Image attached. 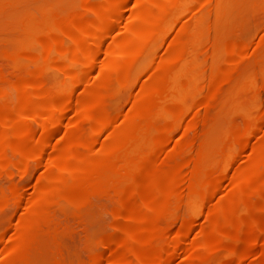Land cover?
Returning a JSON list of instances; mask_svg holds the SVG:
<instances>
[{"label": "bare ground", "instance_id": "obj_1", "mask_svg": "<svg viewBox=\"0 0 264 264\" xmlns=\"http://www.w3.org/2000/svg\"><path fill=\"white\" fill-rule=\"evenodd\" d=\"M78 1L82 12L73 11L74 8L70 14L63 16L56 10L54 13L59 11L62 17H58L54 24L47 8H41L43 5L37 6L34 12L19 14L20 18L14 23L11 22L12 24H6L2 19L5 25L0 26L1 28H19L22 39L35 30L37 39L33 48L22 46L23 42L20 41L21 46H17L14 51L12 49L0 55V180L9 181L5 184L6 187H0V209L19 206L24 209V214L28 213L12 225L11 233L15 231V234L4 239L9 243L3 253L12 255L14 264H38L36 256L40 249L37 245L46 241L58 251L56 264H99L103 262L105 251L114 252L120 246L126 247L125 251L132 252V256L128 258L117 254L106 262L112 260L109 264H169L177 253L185 249V253L188 254L189 251L188 256L184 255L185 258L188 257L187 264H223V258L228 257L239 264L246 257L248 260L249 256H256L259 246H264V132L260 133L263 138L251 144L249 139L252 142L251 135L255 136L258 130L255 125L257 123L251 117L246 115L242 124L233 125L229 135L222 129L223 118L217 128L214 131L210 129L213 132L205 136L206 139L212 135L215 138L214 142L209 140L211 144L208 145V140H203L204 128L198 133L196 130L199 124L205 122L204 116L200 118L199 115L192 114L190 119L185 117L188 120L184 119L186 122L183 124V117L192 105L193 94H200L204 90L203 96L208 103L219 93L222 81L227 80L229 83L246 75L249 78L253 73L264 70L263 63H258L260 59L256 61V65L253 64V68L249 67L251 70L238 69V66L217 69L215 64H211L207 67L210 70L208 76H204L205 80L196 88L205 70L196 63L193 55L195 53L188 48L192 46L197 49L211 30H217L218 33V25H221L219 20L230 8L233 0ZM131 3H139L142 9L137 14L135 10L134 15L133 11L126 12ZM6 15V20L12 16ZM185 16L191 22H182ZM120 22L123 27L126 24L125 31L124 28L120 29L124 33L116 37L115 31ZM175 27L178 29L174 38L156 61L154 56L157 55L158 47ZM217 40L209 44L210 55H215L219 49ZM225 46L230 56L226 62H232L230 65H236L233 63L241 57L246 58L242 55L246 48L244 43L229 39ZM148 67L151 71H159V76L138 83L136 97L131 99L130 111L127 114L125 111L126 115H122L121 125L115 126L121 119L116 123L114 121L113 125L114 117L107 99L108 92H116L118 87L134 85ZM18 68L24 69L26 74L16 73ZM48 72L55 75V82L51 85L44 82L46 78L42 79ZM90 78L96 89L98 86L101 90L106 89L107 93L96 92L94 86H89L94 88L92 93L83 91ZM234 81L231 82L236 83ZM77 92L79 95L74 98ZM111 97L114 98V95ZM237 103L235 99L232 109H238ZM202 105L207 106L205 103ZM214 119L209 121L217 120ZM32 121L36 123V127H32ZM181 128L183 131L184 128H189L187 132L193 130L189 134L185 133L189 138L183 134L184 142L172 139V134ZM104 131H109L106 138L110 137L98 146V152L102 156L93 157L89 153L93 149L91 139ZM260 134L257 132V138ZM58 135L67 140V145L62 148L58 145L60 148L50 149L45 155V150H48ZM179 137L176 138L181 139ZM170 139L177 143L170 144V153H165ZM192 150L194 153L187 156ZM243 151L248 155L245 154L247 161L241 159V164L242 161H246V164L243 162L245 165L231 169L234 171L232 176L231 172L229 177L227 174L225 176L229 164ZM169 155L183 157L181 162L172 167L168 164L170 167L164 169L162 164ZM43 158L47 164L44 163L46 166L43 167L47 169L44 172L43 167L39 170L34 193L33 187L29 188L34 197L29 195V190L22 187L26 192L24 195L22 188L14 180L28 178L31 173L30 163L33 162L35 166ZM181 169H187L189 175L184 174L187 176L186 180L181 179L185 183L178 186V172L181 173ZM159 176L166 178L167 182L162 181L163 179L157 180ZM226 177L232 181L231 188L228 187L231 192L227 190L230 194L220 201L217 198H221L219 195L224 192L220 191L219 197L216 196L213 200L216 192L223 187L221 182ZM147 193L151 194L148 200L144 198ZM99 194L114 196L108 207L113 219L111 228H108L111 232L104 233L97 240L100 249H92L85 259L70 261L62 247L68 243L61 242V232H66L70 227L69 219L65 217L67 208L88 204L92 197ZM203 206H206L205 216L216 213L217 217L211 223L206 220L210 223L205 222L206 229L197 231L194 224L197 212ZM59 215L63 217H58ZM75 217L77 219V215ZM177 224L179 228L174 229L176 231L173 230V233L172 227ZM2 227L0 223V229ZM193 228L195 234L199 232L200 240L197 243L189 240ZM161 230H171L173 234L169 231L170 236L164 235L166 233L158 236L157 233ZM191 236L195 237L193 234ZM87 237L86 234L85 239ZM74 238L76 239L75 236ZM3 246L0 247L1 251Z\"/></svg>", "mask_w": 264, "mask_h": 264}, {"label": "rangeland", "instance_id": "obj_2", "mask_svg": "<svg viewBox=\"0 0 264 264\" xmlns=\"http://www.w3.org/2000/svg\"><path fill=\"white\" fill-rule=\"evenodd\" d=\"M3 1V3L6 5H3V3H1L0 4V26H4L5 25V22H6V24H8V22H9V24H12V23H14L15 21H16V19L17 18H20L19 17V14H24V13H27V12H29V11H33L34 12V10L37 8V6H41V5H43V7H41V8H44V7H46L47 8V10L50 12V14H51V19H52V22H53V24L56 22V20L58 19V17L60 18V17H62V15L64 16H66V15H68V14H70V12H72V10L73 11H81L82 12V8H81V5H80V2L78 1V0H71V2L69 1V0H34V1H32V0H8V1H4V0H0V2H2ZM9 1H10V3L12 2L13 3V5H12V3L10 4L9 3ZM22 1V2H21ZM24 1H28V2H24ZM46 1H48V2H46ZM66 1V2H65ZM69 1V2H68ZM237 1V2H236ZM238 1L239 0H233L232 1V4H230L229 5V9L227 10V12L225 13V14H223L222 16H221V21L219 20V22H220V24L221 25H218L219 26V29H218V33H217V30H211L210 32H209V34H208V36L200 43V45L198 46V48L197 49H194V48H192V46H189V48H191V49H189L188 48V50H190V51H192V53H195V54H193L195 57H196V63H198V65H200L201 66V68L203 69V70H205L204 71V73H203V75L201 76L202 78H200V80L198 81V83H197V85H196V88H199L200 87V85L202 84V82L205 80V77L204 76H206L207 74H209V67H210V65L211 64H215V66H216V68L217 69H221L222 67H223V69H232V68H236L237 66H238V69H247V70H251V69H249V67L250 68H253L257 63H256V61L258 60L259 61V59H260V62H258V63H263V65H264V0H240L239 1V3H238ZM21 2V3H20ZM34 2V3H33ZM45 2H46V4H48V5H46L45 4ZM60 2V4H58ZM61 2L63 3V4H61ZM27 3V4H26ZM36 3V4H35ZM10 4V5H9ZM31 4V5H30ZM52 4V5H51ZM58 4V5H57ZM139 3H137V4H135V5H133L132 3L130 4L131 6H129V7H127V9H126V12H129L130 13V11L133 13V15H134V11L136 12V14L142 9L141 7L142 6H140L139 7V5H138ZM234 4V5H233ZM237 4H238V6H237ZM7 5H8V7H7ZM17 5V6H16ZM20 5V6H19ZM34 5V6H33ZM141 5H143V4H141ZM21 6H23V8L21 7ZM30 6V7H29ZM54 6V7H53ZM78 6V7H77ZM134 6H135V8H134ZM3 7V8H2ZM10 7V8H9ZM35 7V8H34ZM50 7H52L51 9H50ZM61 8V9H59V8ZM133 7V8H132ZM236 7H237V9H236ZM2 8V9H1ZM6 8V9H5ZM8 8V9H7ZM12 8V9H11ZM29 8H30V10H29ZM33 8V9H32ZM57 8V9H56ZM63 8V9H62ZM71 10H70V9ZM79 8V9H78ZM22 9V10H21ZM24 9V10H23ZM50 9V10H49ZM69 9V10H68ZM78 9V10H77ZM82 9V10H81ZM4 10H6V13H7V15H6V13H5V11ZM56 10H59L61 13H62V15H61V13H59V11H57L58 13H54V12H56ZM62 10V11H61ZM2 11V12H1ZM8 11V12H7ZM14 11V12H13ZM16 11H18V12H16ZM53 11V12H52ZM66 11V12H65ZM21 12V13H20ZM54 13V14H53ZM64 13V14H63ZM132 13H131V15H132ZM57 14V15H56ZM4 15H6V16H10V15H12L11 17H9V19L8 20H6L5 18V16ZM18 15V16H17ZM20 15V16H21ZM61 15V16H60ZM126 15H127V13H126ZM129 15V14H128ZM14 16V17H13ZM17 16V17H16ZM54 16H55V18H54ZM130 17L131 16H129V19H130ZM186 17V16H185ZM184 17V18H185ZM55 20H54V19ZM183 18V20H185V21H183L182 20V22H187V21H189V22H191L190 21V19L188 18V16L184 19ZM2 19H4L5 20V22L2 20ZM129 19H127V20H129ZM133 19V18H132ZM10 20V21H9ZM14 20V21H13ZM131 20V19H130ZM126 21V20H125ZM224 21V22H223ZM12 22V23H11ZM127 22H129V21H127ZM133 22V21H132ZM131 22V23H132ZM123 23H125L124 22V20H123ZM123 23H121L120 22V25L117 27V29H116V33H115V35H116V37H120L119 35L121 34V36H122V34L124 33V31H125V26H126V24L124 25V27L122 26L123 25ZM188 23V22H187ZM4 24V25H3ZM129 25H131L130 24V22L128 23ZM127 24V25H128ZM119 28V29H118ZM122 28H124V31L123 30H120V29H122ZM176 29H178V28H174L172 31H171V33L168 35V37H166V40L158 47V49H157V55H155L154 56V59L156 60V61H158L159 60V58L158 57H161L162 55H163V53H164V50H165V47L169 44V42L170 41H172V39L174 38V35H175V32L177 31ZM12 30H14V31H12ZM19 30V31H18ZM0 42H1V44H0V55L1 54H4V53H6V52H10V51H12V49H13V51L16 49V47L17 46H21V44H19L20 43V41H22L23 43H22V46H24V47H28V48H33V47H35L36 46V44H37V42H36V31L34 30V31H32L31 33H29L28 34V37L27 38H24V39H22L21 37H20V34H21V31H20V29L19 28H1L0 27ZM16 31V32H15ZM123 31V32H122ZM9 32V33H8ZM12 34H11V33ZM18 32V33H17ZM122 32V33H121ZM212 32H214V33H212ZM6 33V34H5ZM215 33L217 34V35H215ZM2 34H3V37H2ZM220 34V35H219ZM7 35V36H6ZM13 35V36H12ZM211 35V36H210ZM11 36H12V38H11ZM217 36H219L218 38H216ZM215 37V38H214ZM5 38V39H4ZM209 38H210V40H209ZM220 38V39H219ZM212 39V40H211ZM217 40V43H218V51H217V53L215 54V55H210V47H209V44H211V41H213V40ZM229 39H230V41H239V42H241V43H244L245 45H246V48H245V51H244V53L242 54V55H244V56H246V58L245 59H243L244 57H241L240 59H238V60H235V61H237V62H234L233 63V65L234 64H236V65H234V66H232V65H230V63H232V62H226V60L230 57L228 54V52H226V42H228L229 41ZM4 40V41H3ZM6 40V41H5ZM9 40V41H8ZM8 41V42H7ZM3 42H5V43H3ZM225 42V43H224ZM3 43V44H2ZM204 43V44H203ZM27 44V45H26ZM205 44H207V45H205ZM12 45V46H11ZM3 46L5 47V48H3ZM208 46V47H207ZM205 47H207V49L205 48ZM3 48V49H2ZM18 48V47H17ZM11 49V50H10ZM209 49V50H208ZM3 50V51H2ZM195 50V51H194ZM260 50V51H259ZM4 52V53H3ZM163 52V53H162ZM202 52V53H201ZM259 53H260V55H259ZM262 53V54H261ZM257 57H256V56ZM261 55L263 56V57H261ZM255 56V57H254ZM254 57V58H253ZM102 59H103V57H102ZM243 59V60H242ZM263 59V60H262ZM229 60V59H228ZM239 60H240V62H239ZM253 61H255V63L253 62ZM262 61V62H261ZM214 62V63H213ZM229 64V65H228ZM252 66H251V65ZM253 64H255L254 66H253ZM206 65V66H205ZM220 66V67H219ZM231 66V68H229ZM208 67V68H207ZM264 69V68H263ZM22 70V71H21ZM19 71V72H18ZM20 71H21V73H20ZM16 73H18V74H22L23 73V75L24 74H26V72L24 71V69H22V68H18L16 71H15ZM25 72V73H24ZM263 72V73H262ZM205 74V75H204ZM247 74H249L248 72H247ZM55 76V75H54ZM53 76V74L51 75V72H48V73H46V74H44L43 75V77H42V79L44 80L45 78V80H44V82L46 83V84H52V82L54 83L55 82V77ZM157 76H159V71H157V70H155V71H151L150 70V68L148 67V68H146V70L142 73V75L141 76H139L138 78V82L137 83H135L134 85H132V86H130V87H118L117 88V90H116V92H108L109 93V95L107 94V99H108V102H109V105H110V107H112L110 110H112L113 112H112V115H113V117H114V119H113V125H115L114 124V121H115V123H116V121L118 122L119 121V119H121V117H123L122 115H126L130 110V104H131V99L135 96L136 97V93H137V90H138V83L140 84L143 80H146V79H149V78H153V77H157ZM208 76V75H207ZM247 76L248 75H246L245 77H242L240 80H231V81H234V82H236V83H233V82H231V81H229V83H228V81L227 80H225V81H222V85L220 84V90H219V93H217V96L214 98V99H212V100H210V101H208V103H206L205 102V99H204V96H203V93H204V90L199 94H193V97H192V105H191V107H190V110L188 111V116H187V114H186V116H184L183 117V124L188 120V119H190L191 118V116L190 115H192V114H196V115H199L198 117H200V118H202L203 116V119H204V123H201V124H199L198 125V128L196 129L197 130V133L200 131V130H202V128H204V130H203V140L205 139V141H207V143L204 141V143H206V144H211V142H209V140L210 141H212L213 140V142L215 141V138H214V136L212 135V133H211V135L212 136H210V137H208V139H206L205 138V136L207 137V134H208V136L210 135V132H213L216 128H217V125L219 124V121H221L223 118V121H224V123H222V125L221 126H223L224 125V127H222V129H223V131L227 134L228 133V135L229 134H231V130L233 129L232 127H233V125L234 126H237V125H239V123L240 124H242V122L244 121V119L246 118V115L247 116H249V117H251L252 118V120L254 121V122H256L257 124H255V125H257L258 126V130L256 131V133H255V136H256V138H257V132H258V134H260L261 133V131H263L264 132V70H262V71H260V72H255V73H253L252 74V76L251 77H249V78H247ZM93 78V77H92ZM91 79V78H90ZM94 79V78H93ZM50 80V81H49ZM49 81V82H48ZM88 81H90V82H88L89 84L88 85H86L85 84V86L83 87V91H85V92H89V93H92L93 91H94V88H95V91L96 92H100V91H105V94L107 93V91H106V89H103V90H101V88H99L98 86H97V89H96V86H94L93 85V83H92V79L91 80H88ZM140 81V82H139ZM201 81V82H200ZM225 83V84H224ZM232 83V84H231ZM87 86V87H86ZM89 86H94V88H91V87H89ZM222 86V87H221ZM86 88V89H85ZM98 88H99V90H98ZM90 89V90H89ZM119 89V90H118ZM82 90V89H81ZM79 92H80V90H78ZM82 91V92H83ZM118 91V92H117ZM221 91V92H220ZM79 92H77V94H75L74 95V98H76L78 95H79ZM111 95H114V98L113 97H111ZM138 95V94H137ZM108 96H110L109 98H108ZM110 99H112V100H110ZM135 99V98H134ZM235 99H237V101H238V109L237 110H234V109H232L233 107H232V103L234 102V100ZM195 100V102H193ZM132 102H133V100H132ZM202 102V103H201ZM201 103V104H200ZM205 103V105H207V106H204V105H202V104H204ZM195 104V105H194ZM196 104H197V106H196ZM201 106H200V105ZM132 105V104H131ZM203 106V107H202ZM133 107V106H132ZM197 107V108H196ZM207 108L209 109V111L207 112ZM202 109V110H201ZM129 110V111H128ZM126 111V114L124 113ZM223 111V112H222ZM198 112V113H197ZM199 112H200V114H199ZM201 113H202V115H201ZM205 113H207V115L205 114ZM205 114V115H204ZM117 116V117H116ZM202 116V117H201ZM208 118H207V117ZM185 117H187L188 119H186ZM73 118H75V117H73ZM116 118V119H115ZM217 119V120H215V119ZM123 119V118H122ZM122 119L120 120V122H118V123H120V124H116L115 126H119V125H121V122H122ZM186 121H185V120ZM211 119H212V121H213V119L215 120L214 122H210L211 121ZM221 119V120H220ZM229 119V120H228ZM210 120V121H209ZM216 121H218V122H216ZM229 121L231 122V123H229ZM236 121V122H235ZM208 122V123H207ZM238 122V123H237ZM259 122H261V124L259 123ZM214 123H217V124H214ZM32 127H36V123L35 122H33L32 121ZM33 124H34V126H33ZM181 124H182V121H181ZM208 124V125H207ZM260 126H259V125ZM207 125V126H206ZM209 125H210V128H209ZM261 125H262V127H261ZM204 126V127H203ZM208 127V128H207ZM206 128L208 129V130H206ZM226 130H225V129ZM262 130H261V129ZM182 129V131H180ZM181 129H178L174 134H172L173 136H172V139H174V140H176V141H178V142H184V141H182V140H184L183 138V134H184V136H186L187 137V135L190 133V132H193V130L191 129V130H188V132H187V129H189V128H184V131H183V128H181ZM210 129H212L213 131H209ZM260 129V130H259ZM182 132V135H180V133ZM106 133H107V135L109 134V131L107 132V131H104V132H102L101 134H99V135H96L95 137H93L92 139H91V141H92V144H93V149L89 152L90 153V155L91 156H93V157H101L102 156V154L101 153H99L98 152V149H99V147H100V145L103 143V140H107L108 138H106L107 137V135H106ZM177 133H179V135L178 136H180L179 138H181V139H178V138H176V137H178L177 136ZM185 133H188V134H186L185 135ZM176 134V135H175ZM262 134V133H261ZM260 134V135H261ZM176 137H175V136ZM192 136L194 135L193 133L191 134ZM191 135H190V137H191ZM259 135V136H260ZM263 135H264V133H263ZM263 135H261L259 138H257V139H255V136L254 135H251L252 136V138L251 139H253L252 140V142L250 141V139H249V142L251 143V144H254V143H256V142H258V139H260L261 137L263 138ZM182 136V137H181ZM250 136V137H251ZM61 137L62 136H60V135H58V136H56L54 139H53V142L55 141V143H53V142H51V145L49 146V147H51V148H49L48 147V150L46 149L45 150V155L47 154V153H49L48 151L50 150V149H53L54 150V148L55 147H57V148H60L58 145H61V148L62 147H64L65 145H67V140L63 137L62 139H61ZM249 137V138H250ZM106 138V139H105ZM187 138H189V136L187 137ZM211 138V139H210ZM172 139H170V141H169V145H167L166 146V152L165 153H170V148H171V145L170 144H172V145H174L175 143H177L176 141H174V140H172ZM96 140V141H95ZM186 140V139H185ZM256 140V141H255ZM95 141V142H94ZM59 142V143H58ZM102 142V143H101ZM173 142H174V144H173ZM53 143V144H52ZM61 143V144H60ZM62 144H64V145H62ZM208 144V145H209ZM52 146H53V148H52ZM94 146H95V148H94ZM99 146V147H98ZM47 151V152H46ZM96 151L98 152V153H96ZM51 152H52V150H51ZM245 152H247L246 150H245ZM244 151L242 152V153H240L239 155H237V157H235V161H233V162H231L230 164H229V170L227 169L226 171H228V172H226L225 173V176H226V174H227V176L229 177V175H230V172H231V176H232V172H234V171H231V169H233V170H235L236 168H238V167H241V166H243V162H245V164H246V161H247V156L245 155V154H247V153H245ZM192 153H194L193 152V150H192V152L191 153H188V154H186L187 156H190ZM244 154V155H243ZM95 155V156H94ZM185 155V156H186ZM240 155H241V157H240ZM242 155H243V157H242ZM248 155V154H247ZM162 157V156H161ZM182 157H183V155H178V156H176V155H169L168 157H167V159L165 160V162L162 164V166H163V168L164 169H167V168H169L170 166L169 165H171V167L173 166V165H176L177 163H179V161L181 162V160H182ZM240 157V158H239ZM175 158H177V159H175ZM179 158V159H178ZM237 159H239L240 160V162H239V160L237 161ZM241 159H243V160H245L246 159V161H242V164H241ZM44 160V161H43ZM172 160H175V161H172ZM237 161V163H234V162H236ZM166 162H167V164H166ZM171 162V163H170ZM175 162V163H174ZM34 163H36V162H34ZM44 163H45V159L43 158L42 159V162L40 163V164H36L35 166H34V164H33V162H31L30 163V166H31V173H30V175L28 176V178H26V179H24V180H19V179H17L18 181H16V179L14 180V182L16 183V184H18L19 185V187L20 188H24L25 190H29L28 191V193H29V195H32L33 193H34V186L36 185V179L38 178V176H39V170H41V169H43L44 167L43 166H46V165H44ZM169 164V165H168ZM240 164V165H239ZM244 164V165H245ZM169 166V167H168ZM33 167V168H32ZM36 167V168H35ZM43 167V168H42ZM167 167V168H166ZM47 168H44L42 171L44 172V170H46ZM187 169H181V173L180 172H178V177L180 178V181H179V183H178V186L179 185H182V184H184L185 183V181L184 180H186V177L189 175V171L187 170ZM32 171H34V172H32ZM41 171V172H42ZM185 173H184V172ZM188 172V173H187ZM187 175L186 177H185V175ZM229 174V175H228ZM180 175V176H179ZM228 177H226V178H224L223 180H222V182H221V186H223L222 188H221V190L219 189L218 190V192H216V194H215V196L213 197V200H214V198L217 196V197H221V198H217L218 200L219 199H221L220 201H222L223 200V198L225 199L228 195V193L229 192H231L230 190H229V188H231V182L232 181H230L229 180V178ZM30 178V179H29ZM184 179L183 180V182H182V179ZM228 178V179H227ZM160 179V181L162 180V181H165V182H167V180H166V178H164L163 176L161 177V176H159L158 177V179L157 180H159ZM29 180V181H28ZM228 180L230 181V182H228ZM0 187L2 186V187H6V185H7V182H9V181H7V179H1L0 180ZM5 182V183H4ZM25 182V183H24ZM28 182V183H27ZM3 183V184H2ZM6 184V185H5ZM22 184V185H21ZM26 185V186H25ZM33 187L32 188V191H33V193H32V191H30V187ZM229 187V188H228ZM22 188V193L25 195L26 194V192H25V190ZM225 189H226V192H225ZM229 192H228V191ZM220 191H224L223 192V194L221 193L219 196H218V193L220 192ZM25 192V193H24ZM230 194V193H229ZM225 195H227V196H225ZM33 197H34V195H32ZM146 196V197H145ZM27 197H29L28 195H27ZM33 197H31V198H33ZM100 197V198H99ZM106 197V198H105ZM144 198L146 199V200H148V199H150L151 198V194H144ZM28 199H30V197L28 198ZM92 200H90L89 201V203L88 204H83V205H80V206H70L69 208H67V212H66V215H65V217H67L68 219H69V223H68V225H70V227H68L69 229L68 230H66V232H65V230L64 231H62L61 232V238H62V240H61V242H62V244H63V242H67L68 244H64L62 247L64 248H62L63 249V253L65 252V250H66V252H65V256L71 261H74V262H76V261H79V260H81V259H85L87 256H88V254L90 253V251L92 250V251H95V249L96 248H99L100 249V246L97 244V240L104 234V233H109V232H111V230H109L108 228H111L110 226H111V223H112V221H113V219H112V217H111V215L109 214V212H108V207H109V205H110V203L113 201V199H114V196H113V194H110L109 196H106V195H102V194H99V195H96L95 197H92L91 198ZM96 199V200H95ZM97 199H99V200H97ZM217 199H215V202L217 201ZM257 200H259V199H256V201ZM92 202V203H91ZM96 202V203H95ZM108 202V203H107ZM103 203H104V205H103ZM97 205H99V206H97ZM101 205V206H100ZM85 206V207H84ZM89 206H91L90 208H89ZM95 206V207H94ZM17 207H19V206H16V208H15V206H10V207H8L7 209L6 208H4V209H0V223L3 225V227L0 229V236H1V239H0V247H2L3 245V248L5 247V249H3L2 248V251H1V248H0V264L2 263V264H14V262H15V260H14V257L12 256V255H10V254H8V252H6V253H3V251H6V249H7V244L9 243H7L6 241H4V239H6V237L8 236L9 237V235H11V234H15L14 232H12L11 233V230H13V228H12V225H14V223L17 221V219H19L22 215H25V214H28L27 212H25V214L22 212V210L24 211V209H20V207L19 208H17ZM99 207V208H98ZM102 207V208H101ZM88 208V209H87ZM107 208V209H106ZM205 208H206V206H203V208L202 209H200L198 212H197V217H196V224H194V227L196 228V230L197 231H200V229L202 230V229H206V227H205V225L207 226V224H210L211 223V221H213V220H215L216 219V217H217V214L215 213V215H214V213H212V215H210L209 214V217L208 216H205L206 215V211H205ZM26 209V208H25ZM9 210V211H8ZM27 210V209H26ZM207 210V209H206ZM28 211V210H27ZM71 211V212H70ZM88 211V212H87ZM23 214H22V213ZM28 212H30V211H28ZM68 213V214H67ZM92 213V214H91ZM9 214V215H8ZM3 215V216H2ZM77 215V219H76V216ZM85 215V216H84ZM105 215V216H104ZM108 215V216H107ZM5 216V217H4ZM74 216V217H73ZM81 216V217H80ZM87 216V217H86ZM213 216H215V218L213 217ZM58 217H63V216H61V215H59ZM70 217H73V218H70ZM208 217V218H207ZM107 218V219H106ZM212 218H214V219H212ZM109 219V220H108ZM212 219V220H211ZM71 220V221H70ZM73 220H74V222H73ZM80 220V221H79ZM84 220H86V221H84ZM101 220H103V221H101ZM206 220H208V221H210V223L208 222L207 223V221ZM111 221V222H110ZM87 222V223H86ZM205 222L207 223V224H205ZM80 223L82 224V225H80ZM104 223V224H103ZM75 224V225H74ZM76 224H77V227H76ZM88 226H87V225ZM86 225V226H85ZM80 226V227H79ZM174 226L176 227V228H174ZM172 228V231L174 230V229H178L179 228V225L177 224V226L176 225H174ZM201 226H203V227H201ZM72 228H73V230H72ZM75 229V230H74ZM85 229H87V230H85ZM80 230V231H79ZM90 230V231H89ZM109 230V231H108ZM176 230H174V231H176ZM72 231V233H70ZM74 231V232H73ZM88 231V232H87ZM105 231V232H104ZM164 231V230H163ZM170 231V232H169ZM168 232L171 234L172 233V231L171 230H169ZM174 231H173V233H174ZM78 232H79V234H78ZM85 232H87V233H85ZM91 232H93V234L91 233ZM101 234H100V233ZM168 232H162V230H161V232L158 234L157 233V235L158 236H162V233H166V234H164V235H169V233ZM193 232V233H192ZM192 232H191V234H190V236L193 234L195 237H190L189 236V240L191 241V242H196L197 243V241H199L200 240V236H198L199 234V232L198 233H194V232H196L195 230H194V228H193V230H192ZM2 233H3V235H2ZM66 235H65V234ZM96 233H98V234H96ZM172 233V234H173ZM70 234V235H69ZM86 234L88 235V239H85L86 238ZM100 234V235H99ZM161 234V235H160ZM93 235V236H92ZM99 235V236H98ZM3 236V237H2ZM14 236V235H13ZM70 236H73V237H71L70 238ZM74 236L76 237V239L74 238ZM81 236V237H80ZM83 236V237H82ZM89 236H91L93 239H91V237H89ZM170 236V235H169ZM66 237V238H65ZM82 238V239H81ZM194 238V239H193ZM8 239H10V238H8ZM8 239H7V241H8ZM70 239V240H69ZM74 239V240H73ZM78 239V240H77ZM81 239V240H80ZM2 240V241H1ZM80 240V242H82V243H80V242H78ZM88 240H89V242H88ZM196 240V241H195ZM72 241V242H71ZM91 241H92V243H91ZM70 242V243H69ZM76 242V243H75ZM96 242V243H95ZM72 243V244H71ZM80 245H79V244ZM88 243V244H87ZM91 243V244H90ZM94 243V244H93ZM71 244V245H70ZM76 244H77V246H76ZM82 244V245H81ZM2 245V246H1ZM47 245V246H46ZM74 245H75V247H74ZM84 245L85 246H87V245H89V246H87V247H84ZM94 245V246H93ZM38 249H40L39 250V253H40V255H39V253L37 254V256H36V260H38L37 262H38V264L39 263H42V264H51V262H52V264H56V260H57V256H58V254H57V250L54 248V247H51V246H49L48 244H47V242L45 241V242H42L41 244L39 243L38 245ZM65 246V247H64ZM67 246H69V247H67ZM42 247H44V248H42ZM73 247V248H72ZM88 247H90V248H88ZM122 247L123 246H120V247H117L115 250H114V252L112 251V252H107V251H105L104 252V254H103V262L101 263H99V264H109L111 261H108V262H106L107 260H110V259H112L113 258V256L114 255H117V254H120V255H124V256H128V258H130L132 255V252H130V251H128V250H126L125 251V249H126V247L124 248L123 247V249H122ZM260 247H262V248H260ZM48 248V249H47ZM70 248H72V249H70ZM85 248H86V250H87V252H86V250H85ZM260 248V249H259ZM259 248H258V253L256 254V256H249L248 258V260H247V257H246V259L243 261H241L240 263L242 264V262H243V264H264V246H259ZM47 249V250H46ZM90 249V250H89ZM52 250V251H51ZM73 250V251H72ZM132 250V249H131ZM185 250H187V249H185ZM185 250H182V251H180L179 253H177L176 255H175V257H174V259L172 260V261H169V264H172V263H174L173 261H177V262H175L174 264H187L188 263V257L187 258H185L186 256H184V255H187L188 256V254H189V251H188V254L187 253H185V252H187V251H185ZM261 250V252H259ZM48 251V252H47ZM68 251V252H67ZM43 252H45V253H43ZM47 252V253H46ZM52 252H54V253H52ZM122 252V253H121ZM92 253V252H91ZM113 253V254H112ZM126 253V254H125ZM184 253V254H183ZM7 254V255H6ZM46 254H48V257L46 256ZM50 254V255H49ZM56 254V257L54 256ZM107 254V255H106ZM180 254V255H179ZM219 254L221 255V253L219 252ZM261 254V255H260ZM5 255H6V257H5ZM11 256V257H8V256ZM53 255V256H52ZM131 255V256H130ZM177 256V257H176ZM222 256V255H221ZM257 256H258V258H257ZM8 257V258H7ZM39 257V258H38ZM51 257V258H50ZM74 257V258H73ZM6 258V259H5ZM10 258V259H9ZM41 258H42V260H41ZM55 258V259H54ZM78 258H81V259H78ZM105 258V259H104ZM184 258V259H183ZM253 258V259H252ZM12 259H13V262H12ZM46 259V260H45ZM48 259H50V260H48ZM51 259H53V261L51 260ZM76 259V260H75ZM178 259V260H177ZM186 259V260H185ZM229 259V260H228ZM259 259V260H258ZM6 260V261H5ZM101 260V261H102ZM183 260V261H182ZM180 261V262H179ZM182 261V262H181ZM248 261V262H247ZM250 261V262H249ZM256 261V262H255ZM106 262V263H105ZM171 262V263H170ZM223 264H236L234 261L232 262V258H230V257H228V258H223ZM239 263V264H240ZM167 264V263H166Z\"/></svg>", "mask_w": 264, "mask_h": 264}]
</instances>
